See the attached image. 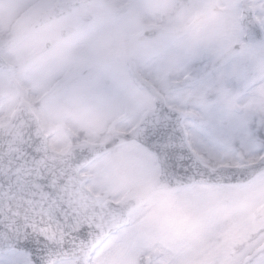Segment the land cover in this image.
<instances>
[{
  "label": "snow or ice",
  "instance_id": "6c2138e0",
  "mask_svg": "<svg viewBox=\"0 0 264 264\" xmlns=\"http://www.w3.org/2000/svg\"><path fill=\"white\" fill-rule=\"evenodd\" d=\"M0 264H264V0H0Z\"/></svg>",
  "mask_w": 264,
  "mask_h": 264
}]
</instances>
